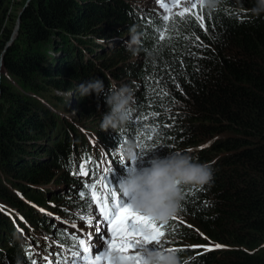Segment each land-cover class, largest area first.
Wrapping results in <instances>:
<instances>
[{
    "label": "trees",
    "instance_id": "16d2710c",
    "mask_svg": "<svg viewBox=\"0 0 264 264\" xmlns=\"http://www.w3.org/2000/svg\"><path fill=\"white\" fill-rule=\"evenodd\" d=\"M27 1H17V7L14 0H0L5 68L15 84L19 77L32 88L22 94L14 83L0 80L5 103L0 101V168L6 176L0 177V202L16 207L25 219L8 217L0 206V264H28L40 228L64 239V230L53 229L51 222L56 220L53 214L68 213L45 201L51 196L59 205L75 198L66 203L88 205V181L80 165L90 160L88 168H96L100 153L112 157L124 139L143 145L144 154L137 159L141 168L153 156L171 151H187L212 166V182L185 186L179 213L160 223L166 225L162 249H177L189 264H264V13L251 12L256 0H222L212 11L202 3L203 23L190 13L168 19L139 13L143 6L129 0H30L23 9ZM158 1L164 6L166 0ZM20 12L18 37L6 47L4 39ZM111 18L117 24L98 28ZM131 28L141 37L138 59L125 62L128 52L119 46L120 61L96 60L86 67L100 45L90 40L92 34L108 41L122 38L121 30ZM45 43L52 45L51 52ZM56 54L62 59L50 58ZM64 66H69L67 72ZM94 78L103 80L105 91L116 82L134 92L127 125L105 131L98 121L99 127H93L99 153L93 152L83 132L78 133L76 120L56 114L64 106L63 94L56 92ZM101 96L93 93L79 100L77 109H83L87 120L96 116L97 105L106 104ZM38 97L52 101L57 112L45 108ZM87 99L99 103L88 108ZM48 129L56 139L55 150H49L52 158L38 160L34 155L22 162L33 155L23 141L30 138L39 147L46 143ZM45 185L56 193L43 192ZM43 205L49 206L46 213L37 208Z\"/></svg>",
    "mask_w": 264,
    "mask_h": 264
},
{
    "label": "clouds",
    "instance_id": "9594fccd",
    "mask_svg": "<svg viewBox=\"0 0 264 264\" xmlns=\"http://www.w3.org/2000/svg\"><path fill=\"white\" fill-rule=\"evenodd\" d=\"M201 2L212 11L219 7L222 0ZM251 12L255 15L264 13V0H256ZM138 44L139 35L132 28L129 30V39L125 42L126 48L135 54ZM77 91L82 97L93 93L97 98L104 95L109 110L102 115L101 129L118 130L129 122L134 92L128 85L111 84L105 91L103 80L94 78L80 83ZM115 150L124 161H131L129 170L118 183V191L131 196V203L137 210L162 223H167L169 218L179 213L185 186L203 187L210 184L214 177L209 162L199 161L187 151H171L164 157L153 156L149 164L141 168L137 163L141 153L140 145L135 139H124ZM113 160H117V165H123L118 159H112V162ZM117 255L118 264H130L124 254ZM145 261L146 264H189V258L176 251L151 247L147 249Z\"/></svg>",
    "mask_w": 264,
    "mask_h": 264
},
{
    "label": "rangeland",
    "instance_id": "374dc122",
    "mask_svg": "<svg viewBox=\"0 0 264 264\" xmlns=\"http://www.w3.org/2000/svg\"><path fill=\"white\" fill-rule=\"evenodd\" d=\"M17 1H20V0H14L15 6L18 7V5L16 3ZM98 1H102V0H98ZM129 1L136 7H142L143 6V9L139 10V13L144 12V13H150L151 15L153 13V14H156L158 17H161V18H164L165 16H168V17L170 16L171 17V16H175V15H180V13H182V12L184 14L185 13H190V14H194V15H199V13H200L199 11L202 9L201 0H196L197 5H198L196 9H192L190 5H187L185 3V0H178L176 3H174L172 5H169V6H166V7L161 5L158 0H129ZM186 7L189 9L188 12L184 11ZM102 19H103V17H99L98 18V20H102ZM142 20L144 21L145 19H142ZM114 24H117L116 23V19L111 18V19H108L106 22H101L98 25V28H102V29L105 28L106 29V28H110ZM11 26L12 27H10V31L7 33V34H9V38L4 39V43L6 44L5 45L6 47L8 45H9V47L13 46V42L16 41V39L18 37V32H19V29H20V13H19V18H16V20L14 21V23ZM134 29H135L136 34L139 35V40H140L141 37H140V34H139L138 30L136 28H134ZM96 35L97 34H92V36H90V38H91L90 40L96 41L100 45H99L97 51H95V54L93 56L94 59L90 58L89 61H85L86 67H89V65L91 64V61H93V63H94V61H96V60H100L102 63H105V64L106 63L113 64V63H115L117 61H120L122 59V56L117 55V52H118L117 50L119 49L118 48L119 46H123L124 50H126L128 52L127 58L124 60L125 62L128 63V62H130L132 60H136V59H138V57H140L139 55L141 53L138 50L137 46H136L137 50H136L135 54L132 51L127 50V48H126L125 42L129 39V31L121 30L120 35L122 36V38L115 37L114 39L108 40V41H107V39H108L107 37L105 39H102V40H99V38L98 39L97 38L96 39L93 38ZM105 41H107V42H105ZM43 47L46 48L47 52H51L52 51V45H50L49 43H45L43 45ZM83 49H85V47ZM0 51L3 52L4 49H2ZM0 57H1L0 58V80L2 81V83H3L4 79L14 83L13 80L15 81V79L12 78L11 76H9L8 73H10V72L7 73L8 70L5 68L6 66L4 65V58H3V54L1 52H0ZM111 57H113V59H111ZM50 58H57V60L59 61V60L62 59V55L56 54L54 56H50ZM57 60L54 61L55 65L59 64V62ZM68 67L69 66H64L63 69H62L63 72H67ZM17 79H18L19 83L16 82L17 84L14 83V85H16V87L18 88V92L19 93L23 94V93L31 92L32 88H31V86L28 83L21 82V80H19V77H17ZM129 82L131 83V81H129ZM115 83L116 82H114V84ZM22 84H26V88L22 87ZM79 84L80 83L76 82V84H75L76 88L74 87L75 89H73V90L70 89V90H67V91H64V92H62V91L56 92V94H60V96H61V94H63L62 95L63 96L62 99L64 101V104H63L64 106H62V108H61V109H63L62 112L55 111V108L53 107L54 104L52 103V101L46 100L45 98H42V97H38V98L40 99V102H43L47 107H45L43 104H42V106H44L47 109L50 108L51 110H54L55 112H57L56 114L58 116L61 115L64 118L68 119L70 122L76 120V121H74L73 124H76L77 125L76 128H79L78 133L81 134L83 132L88 137L89 142L94 146V148L92 149L93 152L94 153H96V152L99 153L98 152V148H97V143H96L97 135L95 134V131L93 130L94 129L93 127H95L97 125L99 127V122H101L103 113L107 112L109 109H108V106L106 104L101 103V105L100 104L97 105L96 116H94V117L90 118L89 120H87L86 119L87 115H85L83 113V109L80 110V111L77 109L79 100L82 97L79 94V92L77 91V88H78ZM123 85H127V84H123ZM117 86H119V85H117ZM21 87L25 91H21L20 90ZM30 94L35 96V93H30ZM102 97L103 96H101V98ZM90 98H92V97H90ZM0 101L2 103H4V97L0 96ZM86 103H87V107L91 108L94 105V103H99V102L94 100V99H87ZM27 120L28 119H25V121H27ZM23 123H20L19 127H26L27 126V129H30L29 125L25 126ZM50 128H53V127H50ZM49 132H50V129H48V133ZM43 138H44L46 143L40 144L39 147H37V144L34 143V141L32 139H30V138H26L23 141L24 147L26 149H27V147L28 148L30 147L29 150H30V152L33 153V155H28L30 158H25V156H24L21 159L22 162L27 163L28 162L27 160L31 159L34 155H36L35 157H37L38 160H40V158H39L40 156H44V158L47 159V160H50V158H52L51 154H49V150H55V146H56L55 145L56 144L55 140L56 139L54 138V135H52V134L50 135V133L49 134H45ZM67 147H68V145H67ZM69 148H72V146H70ZM214 148H215L214 145H212L211 149L214 150ZM196 149L197 148H194L192 150H196ZM73 150H74V148H73ZM194 154H195V152H194ZM101 155H103L105 158H108L107 155H105V154H101L100 153V156ZM118 156H121L118 152L117 153L112 152V159H118ZM49 163H51V161H49ZM61 167L62 166H60V169H61ZM111 167H112V171L114 172V174L117 175V176H115V178L118 181L120 178L118 176L117 160H113V162L111 164ZM57 172H59V171H57ZM0 177H4V178L6 177L2 168H0ZM13 178L14 177H12V179ZM49 187H51V185L43 186V188H44L43 192H45V193L46 192L56 193L54 190L46 189V188H49ZM20 194L21 195H25L22 192ZM20 194H17V195L20 197ZM50 200H51L53 205L64 209V211L66 210L67 213H68V216H60V215L55 216L53 214V216L55 218H57L55 220L57 225L63 226V227H65L67 229L66 225H60V224L61 223L62 224H66V223L69 224V221L72 218H74L76 220L78 218H80V220L75 221L76 225L79 224L81 227H85L87 232H90V231L94 230V223H90V221H92V222L95 221V216H93L91 214V213L94 212L92 205L88 204L86 206L85 205H78L77 206V205H74V204H76L75 202L66 203V201H75L76 200L75 198L64 199L61 204L57 205L56 202L53 201V198L51 196H49L48 200L45 201V202H48ZM0 206L3 207L6 212H8V214H7L8 217H10L12 214H14V216H17V218H16L17 220L18 219H22L23 221H25V219L23 218L24 216L21 214V212L16 207H14V206H12L10 204H7L4 201L0 202ZM82 206H85V208H80ZM34 207H36V206H34ZM37 208L39 209V212L44 211V213H46L48 211L49 206L47 207V206L43 205L42 207H38L37 206ZM86 211L87 212L89 211V213L86 214V215H83L84 212H86ZM52 213H53V207H52ZM92 216H93V218H92ZM58 217L64 219L65 221L63 220L62 222H60ZM84 218H87V219L84 220ZM158 222H160V221H158ZM160 223H162V222H160ZM24 233H27V232H24V230H23V234ZM48 233H51V231L48 232ZM35 238L44 239V238H41V237H35ZM18 240H19V237H18ZM18 240H16V241H18ZM160 240H161V244H162L165 241V235L163 237H161ZM193 247L198 249L201 246L200 245H194ZM159 248L162 249V246L159 247Z\"/></svg>",
    "mask_w": 264,
    "mask_h": 264
},
{
    "label": "snow or ice",
    "instance_id": "6c2138e0",
    "mask_svg": "<svg viewBox=\"0 0 264 264\" xmlns=\"http://www.w3.org/2000/svg\"><path fill=\"white\" fill-rule=\"evenodd\" d=\"M185 3L192 9L198 6L196 0H185ZM184 11L188 12L189 9L186 7ZM180 15L183 16L184 13ZM196 18L203 23V13ZM164 19L168 17L165 16ZM140 148L142 149L143 145H140ZM143 154L141 151L140 155ZM90 162L86 160L80 165L84 169L80 174L88 177L89 180L93 176H98L95 169L88 168ZM124 162V160L120 161L122 164ZM103 171L105 175L98 177L101 188H97L96 183L85 185L86 189H90L89 202L94 201L95 212L91 214L95 216V221H90L94 223V230L83 234V238H80L78 234L72 235L70 239L61 232L65 242L69 244L64 251L70 253V258L63 256L62 253L58 254L55 264H118L117 254H124L130 264H146L147 249L150 246L151 248L161 247L160 238L165 235L163 229L166 225L159 224L154 218L140 212L133 207L131 202H125L121 192H118L115 187H110L112 184L107 179L112 167L104 168ZM122 194L123 197H127V194ZM80 195L84 196L85 192L81 191ZM96 239L104 241L105 246L102 251H94L97 246L94 242ZM215 247H220V245H215ZM168 251L178 250L168 249ZM28 264H35V262L29 259ZM48 264H51V261Z\"/></svg>",
    "mask_w": 264,
    "mask_h": 264
},
{
    "label": "bare ground",
    "instance_id": "6f19581e",
    "mask_svg": "<svg viewBox=\"0 0 264 264\" xmlns=\"http://www.w3.org/2000/svg\"><path fill=\"white\" fill-rule=\"evenodd\" d=\"M177 1H178V0H166V1L164 2V6H165V5H167V6L172 5V4L176 3ZM29 2H30V0H28V1L26 2L25 6H26ZM25 6L23 7V9L25 8ZM8 46H9V45H8ZM8 46H7V47H8ZM121 169H122V170L117 169V170H118V176H121V178H123V177L125 176V173H124L123 168H121ZM111 176H117V175H115V174L113 173ZM117 185H118V184L114 183V187L117 186ZM88 213H89V212H86L85 215L88 214ZM62 216H67V215H62ZM58 218H59L60 222H62V221L64 220V219H62V218H60V217H58ZM56 219H57V218H56ZM85 219H86V218H85ZM65 232H66V234H67V236H68L69 239L71 238L72 235H74L72 229L67 228V229L65 230ZM35 234H37V236H38V237H41V238L49 237V236H47V235H45V234H43V233H37V232H35ZM53 239H54L55 242L58 241V238H57L55 235H53ZM44 252L46 253L45 250H44ZM45 262H46V261H45ZM48 262H49V260H48ZM48 262H47L46 264H48Z\"/></svg>",
    "mask_w": 264,
    "mask_h": 264
},
{
    "label": "water",
    "instance_id": "95a60500",
    "mask_svg": "<svg viewBox=\"0 0 264 264\" xmlns=\"http://www.w3.org/2000/svg\"><path fill=\"white\" fill-rule=\"evenodd\" d=\"M21 13H22V12H20V16H21Z\"/></svg>",
    "mask_w": 264,
    "mask_h": 264
}]
</instances>
